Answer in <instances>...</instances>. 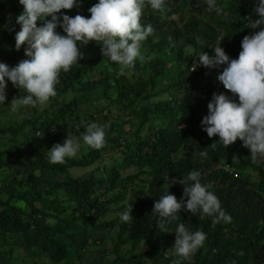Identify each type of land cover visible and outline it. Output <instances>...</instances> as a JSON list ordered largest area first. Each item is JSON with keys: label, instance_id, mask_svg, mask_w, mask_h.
I'll return each mask as SVG.
<instances>
[{"label": "trees", "instance_id": "trees-1", "mask_svg": "<svg viewBox=\"0 0 264 264\" xmlns=\"http://www.w3.org/2000/svg\"><path fill=\"white\" fill-rule=\"evenodd\" d=\"M96 2L80 0L78 8L61 11L82 15ZM216 5L218 13L207 0H165L163 13L145 7L141 23L153 32L141 43L143 60L122 75L106 57V68L87 79L89 64L104 57L99 42L90 41L80 50L83 58L60 72L57 94L46 106L11 111V100L26 93L15 88L6 94L0 105V259L22 252L24 264H95L89 253L109 239L112 264H264V155L254 160L239 139L225 148L202 131L212 94L231 93L216 79L222 69L191 71L195 58L187 55L189 49L212 55L208 47L221 41L225 53L237 58L242 38L255 31L247 28L254 2ZM22 10L19 0H0V38L11 48L3 63L9 66L27 59L23 45L15 50V18ZM22 111L20 120L11 115ZM90 122L107 125L104 146L82 143L75 157L50 163L48 149L67 135L78 136ZM192 147L194 155L177 156ZM193 170L230 221L214 223L199 210L182 209L168 222L169 232H160L151 215L154 201L168 187L179 200ZM129 204L133 219L122 222L116 213ZM178 222L206 234L186 258L172 253ZM17 242L23 251L7 249Z\"/></svg>", "mask_w": 264, "mask_h": 264}, {"label": "clouds", "instance_id": "clouds-1", "mask_svg": "<svg viewBox=\"0 0 264 264\" xmlns=\"http://www.w3.org/2000/svg\"><path fill=\"white\" fill-rule=\"evenodd\" d=\"M253 2L254 16H249L247 28L255 31L242 38L237 58L225 53L221 41L214 48L208 47L212 55L204 49L201 52L189 49L187 55L195 58L191 71L199 66L208 69L223 66L216 79L231 93L212 94L207 114L201 120L202 131L209 138L218 137L225 148L239 139L255 160L257 154L264 155V0ZM19 4L23 10L15 18L20 26L14 36L15 50L23 45L27 59L15 66L0 62V105L5 104L7 82L26 93L11 100L8 105L11 111L46 106L57 94L60 72L69 71L83 58L80 46L90 41L99 42L102 55L119 66L117 75L132 69L138 59L143 60L141 43L153 32L150 24L141 23L143 10L150 7L161 13L165 11V0H97L88 12L75 16L61 10L78 8L80 0H19ZM207 6L217 13L220 11L216 0H207ZM86 13H90L87 18ZM37 21L42 22L40 26ZM106 128L105 124L90 122L78 136L67 135L62 143L48 149L49 162L62 164L75 157L82 143L100 149L106 142ZM200 155L206 157L207 153ZM200 175L197 170L188 173L186 179L190 183L187 186L182 183L184 189L179 200L169 193L168 187L154 201L151 215L156 217L155 225L160 232H169L168 222L176 220L182 209L190 213L199 210L214 217V223L230 221L218 197L200 182ZM130 213L131 204L116 215L120 221L130 222L133 219ZM174 232L172 249L177 257H188L206 240L202 230L189 231L181 222Z\"/></svg>", "mask_w": 264, "mask_h": 264}, {"label": "rangeland", "instance_id": "rangeland-1", "mask_svg": "<svg viewBox=\"0 0 264 264\" xmlns=\"http://www.w3.org/2000/svg\"><path fill=\"white\" fill-rule=\"evenodd\" d=\"M90 13H86L84 14V17H89ZM86 47V45L84 46H80V50L82 51L84 48ZM11 51V48L7 45V42L2 40L0 38V62H4L5 60V56L8 52ZM141 53L144 54V50L141 47ZM187 61H189V57L186 58ZM107 66V58L103 57L100 60H97L95 62H93L92 64H89V70L91 71L90 74L88 75L89 78H93L94 77V73L95 71H102L103 69H105ZM223 67V66H222ZM222 67L219 69L221 70ZM86 78V77H85ZM215 80V77L213 78H206L203 80V86L211 84L213 81ZM16 87H14L11 82H7V87H6V94H9L10 92H12ZM52 102V100H51ZM11 115L16 119L20 120L21 118L25 117V112H19V113H11ZM194 147L190 148V150H186V149H182L180 152L177 153V156H183V155H194ZM74 171H76L77 169H73ZM87 171V169H79L77 170V173H83ZM75 173V172H74ZM3 175V174H2ZM2 175H0V178L2 177ZM97 236L101 235L102 232L98 233L96 232ZM98 246H94L92 251L89 253L88 255V261H90L91 259H94V257L97 259V261L95 262V264H112L113 263V258L108 256V254H106L107 252V248H110L111 245V241L109 239L105 240L104 242H99L97 244ZM145 243H142L141 247L142 250L145 249ZM140 247V248H141ZM10 248H16L18 250H22L24 249V245L21 242H17L14 244H8L7 245V249ZM172 253H174L173 249H172ZM22 252L19 253V256H12L11 258H9L8 260H2L0 259V264H24L22 263L20 256H22ZM147 262V261H146ZM77 264H88L87 260L81 261V262H77Z\"/></svg>", "mask_w": 264, "mask_h": 264}]
</instances>
